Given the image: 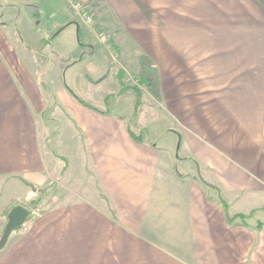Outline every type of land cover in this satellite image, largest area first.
<instances>
[{
  "label": "crops",
  "instance_id": "1",
  "mask_svg": "<svg viewBox=\"0 0 264 264\" xmlns=\"http://www.w3.org/2000/svg\"><path fill=\"white\" fill-rule=\"evenodd\" d=\"M82 1L97 27L74 10L77 26L94 42L78 36L83 55L63 68L109 27L120 67L148 79L142 107L130 121L136 93H119L116 63L90 80H118L97 103L56 85L46 47L0 22V236L30 189L40 199L0 264H264V0ZM61 17L47 43L72 26ZM148 110L171 120L164 146L130 134Z\"/></svg>",
  "mask_w": 264,
  "mask_h": 264
},
{
  "label": "rangeland",
  "instance_id": "2",
  "mask_svg": "<svg viewBox=\"0 0 264 264\" xmlns=\"http://www.w3.org/2000/svg\"><path fill=\"white\" fill-rule=\"evenodd\" d=\"M1 1L2 2H0V4H3V2L5 1H9V3H7L5 6L0 5V22H3V20H7L11 26H16L20 31V34L30 46H34L35 48H37L38 46L46 47L44 52H42V54H39V63L41 64L40 67L44 70L43 74H45L47 78H52L56 85L61 84V82L66 79L67 83L78 94L86 96L89 100H93L96 103L103 98V95L105 93L111 92L114 88H116L118 80L113 70L110 73V77H108L106 81L99 84H96L95 81L94 83L90 82V80H97V77L98 79L102 77L103 74H105V72L109 70V68H111V65L113 63H116V65H118L117 67H119V70L122 69L118 64V59H120V57L118 56L119 53L115 48L118 49L119 47L123 49V45L114 44L113 46L108 40L110 36L105 38L103 37L107 33L108 35H113L111 34V28H106L104 26L98 28L97 31H99V34L97 33V36L100 40H98L100 44L96 49V53L91 58H87V56H84L83 61H79L72 67L66 69V67L63 68L62 66L64 64L62 63V60H68L71 63L75 62L76 57L80 58L83 55L81 51L76 53V49H78V45L82 44L78 41V36L80 37V39L83 38L81 33L82 26H77L79 23L78 19H81L83 21L84 19L80 14L77 16V19L74 14V8H72L69 0ZM85 4L88 6V10L92 15V19L89 22L85 20L84 23H88L89 26H96V14L94 13V10L93 12H91L89 8L91 4L89 5L88 2ZM62 14H69L72 16V26L66 29V31L61 36H58L56 39H54V41L50 40V42L47 43L48 39H44V37L48 34L49 36L51 35L47 31L49 29L51 30L55 21L65 19V17H61ZM4 16L6 19L4 18ZM119 36L120 35H118V37ZM103 38L105 40H103ZM82 40L83 42H94V39H92L91 41L89 39V41H87L86 37H84ZM41 56L45 57L46 59L41 58ZM126 67L127 71L125 72L127 74L126 77L128 80H124L125 84L127 86L139 85L138 81L135 82V74L137 73V71L132 67L129 68V65H126ZM137 87H139L141 91L142 107V89L144 87L141 88L140 85ZM150 111L151 110L145 111L137 120V122H133L132 127L135 128V131L141 134L143 137L158 142V144L164 146V144L169 141V137L166 135V131L167 126L171 124V120L164 119L163 114H161L160 111H156V113H150ZM131 118L130 121H132ZM144 126L145 128H143Z\"/></svg>",
  "mask_w": 264,
  "mask_h": 264
},
{
  "label": "trees",
  "instance_id": "3",
  "mask_svg": "<svg viewBox=\"0 0 264 264\" xmlns=\"http://www.w3.org/2000/svg\"><path fill=\"white\" fill-rule=\"evenodd\" d=\"M58 32H59V31H58ZM58 32H56V33L54 34V36L57 35ZM41 49H42V48H41ZM119 74H120V75H119V78H120V81H121V83H122V89L120 90L119 93H120V94H123V93H125L126 90H128V89H130V88L134 89V90L136 91V93H137V100H136V103H135L133 116H132V118H131V120H133V119H135V118L138 116L139 111H140V107H141V91H140L139 87H137V86H139L141 82L144 83L146 80L148 81V79H147V78H143V76L141 75V77H139V81H138V82H139V85H137V86H127V85L125 84V82H124V76H125V72H124V70H123V69H120V70H119ZM80 101H81L82 103H84L85 105L91 107V108H95L94 106H92V105L89 104V103H86V102L83 101V100H80ZM129 131H130V134L132 135V137H133L134 139H136V140H138V141L142 140V135H141V134H136L135 132H133V130L131 129V127H129ZM39 201H40V199L37 198L36 201H35V203L38 204ZM222 202L224 203V205L226 204L224 200H222ZM226 210H227V207H226ZM240 216L243 217V218L246 217V215H244V214H243V215H242V214H236V215H234V216H232V217L229 216V214H228V221H229L230 223H234L235 218L240 217ZM16 228H17V227H16Z\"/></svg>",
  "mask_w": 264,
  "mask_h": 264
},
{
  "label": "built area",
  "instance_id": "4",
  "mask_svg": "<svg viewBox=\"0 0 264 264\" xmlns=\"http://www.w3.org/2000/svg\"><path fill=\"white\" fill-rule=\"evenodd\" d=\"M72 4L76 13L81 15V17L86 21H91L92 15L88 10V6L82 0H69ZM36 191L30 189L25 198L19 200V204L26 207L29 210V216L35 217L39 214L38 204L35 203Z\"/></svg>",
  "mask_w": 264,
  "mask_h": 264
},
{
  "label": "water",
  "instance_id": "5",
  "mask_svg": "<svg viewBox=\"0 0 264 264\" xmlns=\"http://www.w3.org/2000/svg\"><path fill=\"white\" fill-rule=\"evenodd\" d=\"M28 216H29V210L20 204L14 206L9 211V213L7 215L8 221H7V224H6L5 229L3 231V234L0 238V249L6 243L9 235L14 230V228H16V227L20 226L22 223H24Z\"/></svg>",
  "mask_w": 264,
  "mask_h": 264
}]
</instances>
